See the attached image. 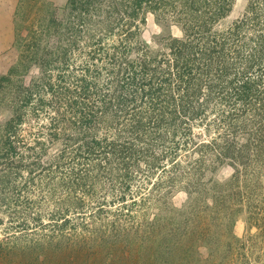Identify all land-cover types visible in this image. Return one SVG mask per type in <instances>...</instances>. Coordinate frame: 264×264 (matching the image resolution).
<instances>
[{"label": "trees", "instance_id": "1", "mask_svg": "<svg viewBox=\"0 0 264 264\" xmlns=\"http://www.w3.org/2000/svg\"><path fill=\"white\" fill-rule=\"evenodd\" d=\"M234 1L67 0L63 17L53 8L30 21L25 35L21 14L29 2L20 1L15 45L25 54L0 77L1 87L15 79L16 95L0 130V187L21 178L22 169L32 180L64 166L80 190L91 185L73 217L66 211L43 223L40 216H14L8 230L46 227L52 240L66 241L79 229L82 239L89 225L112 213L124 219L120 227L134 223L148 200L129 182L141 162L151 175L168 177L167 194L182 181L196 185L181 187L188 193L197 191L204 175L220 167L230 168L234 180L262 177L264 0H247L240 18L219 27ZM148 14L183 36L165 38L150 52L136 41ZM24 63L39 71L28 83L20 79ZM27 123L25 138L20 128ZM50 151L55 156L46 159ZM97 185L106 191L96 193ZM252 190L244 192L252 212L246 223L257 230L239 249L264 239V191L252 206ZM233 245L234 239L231 251Z\"/></svg>", "mask_w": 264, "mask_h": 264}, {"label": "rangeland", "instance_id": "2", "mask_svg": "<svg viewBox=\"0 0 264 264\" xmlns=\"http://www.w3.org/2000/svg\"><path fill=\"white\" fill-rule=\"evenodd\" d=\"M20 1L0 0V77L7 75L25 54L20 53V48L15 45V12ZM28 2L29 6L22 9L24 14H21L24 15L23 35L30 21L47 17L53 8L59 18L66 14L67 0ZM246 6L247 0H235L219 27H226L240 18ZM139 29L136 41L144 44L150 52H157L165 38L183 36L178 26L158 20L152 14L139 24ZM19 71L22 74L20 79L27 83L39 74L37 67L27 63L21 65ZM14 92L15 79L0 86V130L11 117ZM28 126L27 123L20 128V134L25 138L29 135ZM53 152L50 151L45 158L52 159ZM145 167L141 162L133 168L132 174L137 176L129 180L132 190L139 186L142 195L148 197L143 211L137 209L139 212L134 223L130 221L120 227L124 219H114L112 213L110 219L102 223L97 221V226L89 225L88 233L84 232L82 239L77 237L79 229L73 235L75 238L66 237V241L52 240L54 234L46 227L19 233L15 229L8 230V224L14 216H40L43 223L48 222L53 214L67 211L71 216L72 211L76 212L78 199L91 184L80 190L74 179L66 175L69 171L66 166L53 171L51 178L47 175L32 180H29L27 170L22 169L21 178L0 187V264H264V254L257 256L264 248V239H259L255 246L246 244L242 249L238 244L256 233L255 228L247 229L246 220L252 212H249L251 208L248 211L244 192L248 194V190L256 189L249 194L255 200L254 206L264 191V173L259 180L252 174L246 181L242 176L234 180L230 168L220 167L204 175L197 191L188 193L181 187L193 189L196 185L182 181L183 186L176 182L167 194L168 177L164 175L160 179V172L151 175ZM156 180L158 186L154 185ZM104 191L101 185L95 186L96 193ZM257 216L259 218L260 214ZM257 228L259 231L260 227ZM233 239L234 249L231 251L229 245Z\"/></svg>", "mask_w": 264, "mask_h": 264}]
</instances>
